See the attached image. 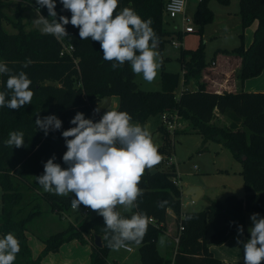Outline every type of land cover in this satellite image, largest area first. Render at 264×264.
Here are the masks:
<instances>
[{"label": "trees", "instance_id": "trees-1", "mask_svg": "<svg viewBox=\"0 0 264 264\" xmlns=\"http://www.w3.org/2000/svg\"><path fill=\"white\" fill-rule=\"evenodd\" d=\"M11 1L17 5L14 18L6 12ZM210 1L199 0L194 19L200 25L213 19ZM216 1L226 6L231 3V0ZM28 2L35 0H0V62L6 63L13 72L24 71L32 80L30 87L35 93L31 104L19 110L0 108V186L3 191L0 237L12 232L20 241L21 251L14 264H44L43 259L48 254L58 252L64 244L74 240L84 244L91 241L90 264H107L112 249L103 239L104 219L97 213H89L80 225L70 223L63 231L40 236L45 247L35 259L27 233L44 213L50 211L62 217L63 213L71 211L74 194L61 197L45 191L41 193L42 186L36 182L35 176L43 174L44 162L53 155L56 156V163L67 167L62 161L67 150L62 132L74 126L70 120L78 111L83 112L85 118L99 121L100 112H93L97 102L114 96L119 98L115 111L128 112L132 122L141 126L153 116L177 113L186 122V128L176 131V134L199 133L205 144L221 140L243 167V198L228 195L222 201L208 200V207L203 211L187 212L182 209V191L174 184L176 174L169 171L151 174L147 169L139 185L144 189V195L139 198V207L133 210L143 212L154 220V223H148L142 243L131 244L139 247L141 264H225L214 256L210 245H222L231 238H238L237 225H243L244 235L247 213L264 214V92L238 89L237 92L217 93L207 90L203 71L208 65L202 45L191 53L189 61L181 65L184 78L179 96L176 95L178 73L163 72L161 90H141L136 83V74L128 63L113 70L111 62L103 59L100 44L91 38L81 40L77 27L66 25L69 36L61 39L42 34L36 29L25 30L21 18ZM56 2L58 17L65 15L70 18L71 12L62 10L59 0ZM166 2L119 0L117 11L131 7L142 19L151 18L160 48L169 34L163 28ZM239 6L241 28L245 30L256 24L253 41L247 48L241 45L233 50L218 51L241 58L237 79L242 88L246 80L258 77L264 71V0H239ZM39 12L49 18L46 7L39 8ZM5 24L17 32L9 33ZM69 47L73 50L67 53L65 50ZM29 58L32 63L23 68L22 65ZM6 79L0 76V90H3ZM190 84L194 89L189 87ZM53 114L61 119V129L50 131L45 136L43 130L36 127L35 119L37 115L42 118ZM220 117H225L228 123L222 125ZM11 131L24 133L23 147L4 145ZM158 131L167 132L163 125ZM43 201L48 205V211L42 209ZM161 201L167 203L158 207ZM79 208L87 207L80 205ZM169 210L175 214L178 230L180 227L183 229L180 234L177 231L175 236H168V254L161 256L157 242L166 230ZM230 221L236 223L230 225ZM209 226L212 234L208 240ZM177 235L178 243L175 242ZM96 236L102 239L101 248L95 245Z\"/></svg>", "mask_w": 264, "mask_h": 264}, {"label": "clouds", "instance_id": "clouds-1", "mask_svg": "<svg viewBox=\"0 0 264 264\" xmlns=\"http://www.w3.org/2000/svg\"><path fill=\"white\" fill-rule=\"evenodd\" d=\"M39 8L46 7L49 18L38 15L33 23L42 34L61 39L69 36L66 25L79 29L81 40L98 42L103 59L111 62L113 70L131 66L136 75L152 83L161 67L158 51L159 37L152 28V19H142L131 7L117 11L119 0H59L62 10L70 11L71 17L59 15L56 0H35ZM39 8H37L39 10ZM58 17V19H57ZM32 63L26 59L23 68ZM0 76L7 77L0 90V108L19 110L31 104L35 95L32 80L24 71L13 72L6 63L0 62ZM94 114L99 108L93 110ZM74 125L62 132L66 152L62 161L67 167L56 163L53 155L44 162V172L35 176L36 182L45 192L69 197L71 207L78 210L84 205L102 216L103 239L114 250L128 249L131 244L140 245L147 233L149 218L139 211V198L144 189L139 187L146 169L158 165L162 156L159 146L153 142L151 132L138 123L125 111H106L99 121L85 118L77 112L70 120ZM35 125L43 130L45 136L50 131L61 129L62 121L56 115L40 117ZM6 147L24 146V133L11 131L4 141ZM167 201L158 203L163 207ZM118 206H123L124 215ZM250 238L239 239L243 235V225H237L236 243L243 248V264H264V217L259 213L250 216ZM236 222L230 221V225ZM165 238L159 239L163 246ZM21 251L18 238L8 232L0 237V264H14Z\"/></svg>", "mask_w": 264, "mask_h": 264}, {"label": "rangeland", "instance_id": "rangeland-1", "mask_svg": "<svg viewBox=\"0 0 264 264\" xmlns=\"http://www.w3.org/2000/svg\"><path fill=\"white\" fill-rule=\"evenodd\" d=\"M198 4L199 0H187L186 2L185 15L195 27L196 31L194 33L183 32L187 24L183 23L182 15L172 19L164 14L163 28L169 34L165 37L162 46L158 47L162 61L161 67L158 70L156 79L152 83L144 81L142 75H136V83L139 89L144 91L161 90L162 73H178L179 86L176 95L179 96L183 89L184 78L181 65L183 62L189 61L191 53L195 52L201 45L204 47L205 60L208 66H211L212 60L218 59L219 49L233 50L241 45L245 48L250 46L253 41L254 27L251 26L245 30L241 28L239 0H231V3L227 6L219 4L216 0H211L209 7L213 12V19L204 25L198 24L194 19ZM16 6L15 1L9 2L7 6L6 12L9 16H12L11 18H14ZM37 8L35 2H28L26 9L22 12L21 20L25 24V30L27 31L39 30L33 23L38 18V15H41ZM4 27L9 33L17 32L9 24H5ZM183 52H185L184 57ZM189 87L194 88L191 84ZM118 106L119 98L117 96L101 99L97 103L100 117L106 111H115ZM220 121L222 125L228 122L225 117H220ZM161 125H163V118L161 115H157L151 117L143 126L151 132L153 142L159 146L158 151L162 156L161 162L153 168L162 172L169 171L175 173L174 180H179L180 182V185L176 186L182 190L186 189L187 186H197L202 191L204 190L205 193L197 202L192 201L190 197H182L184 209L203 211L208 206V199L222 201L228 194H233L237 197L245 195L241 174L243 169L242 164L232 156L229 149L225 147L221 140L209 141L205 144L204 138L199 133L183 132L176 134L173 131L165 133L158 131ZM185 128L186 122H183L179 118L175 131L179 132ZM218 138L220 139V136ZM40 192H44L42 187ZM2 193L3 191L0 186V213H2ZM41 205L42 209L49 210L45 201ZM118 207L121 212H125L123 206ZM71 211L63 213L62 217L59 215L53 216L49 211V213H44V217L41 219H36L33 225L30 226L29 233L31 232L30 235L32 236H30L29 245L34 259L39 257L45 247L44 243L39 239L40 236H50L58 231L65 230L71 222L80 225L89 213L96 214L95 211L88 207L86 209L78 208L76 211L71 208ZM251 214L247 213L246 217L247 228L244 235L248 234L247 239L250 238L248 229L252 226L250 220ZM45 216L51 217L52 221L45 219ZM260 216L264 217V214H260ZM211 232L212 228L209 226L208 237ZM168 235L167 232H164L159 237V239L161 237L165 238L166 243L163 246L159 244L158 239L157 249L161 256H167L168 254ZM231 239H234L233 241L237 240V238ZM78 242V245L65 246L62 250L59 249L58 252L52 253L51 258H53L54 263L60 264L65 259H71L69 264H90L92 248L89 247V249L86 247L87 244L81 241ZM132 249V252H127L123 249L119 251L111 250L107 264H140L139 248L132 246Z\"/></svg>", "mask_w": 264, "mask_h": 264}, {"label": "crops", "instance_id": "crops-1", "mask_svg": "<svg viewBox=\"0 0 264 264\" xmlns=\"http://www.w3.org/2000/svg\"><path fill=\"white\" fill-rule=\"evenodd\" d=\"M253 27H254V31H255L256 24H254ZM225 50H227V49H225ZM240 67H241V58L235 57L232 55H227L224 53H219L218 59L216 58L214 60V62L211 63V66H207L203 71V81L207 84V90L214 91L217 93H222L225 91L237 92L238 89H242L246 92H264V71L260 76L246 80L245 83L243 84L242 88L239 87V80L237 79V72L239 71ZM191 89H194V88H191ZM181 191H183V190L181 189ZM204 194L205 193L203 190L202 196L200 197V199L204 196ZM228 195H233V194H228ZM184 196L185 195L182 194V197H184ZM182 197H181L182 209L184 212L197 210V209H192V210L191 209L190 210L184 209ZM243 197H238V198H243ZM208 200H214V199H208ZM74 211H76V210H74ZM52 214H53V216H57L56 213H52ZM42 217H44V216H42ZM42 217H40L38 219H41ZM246 217H247V214H246ZM45 219H49V221H52V218L49 216H45ZM71 223H73V222H71ZM73 224L77 225L75 223H73ZM61 231H63V230H61ZM177 231H178V228H177V224H176L175 214L172 210H169L168 211L167 226H166L165 232H167L169 234L168 236H175L177 234ZM58 232H60V231H58ZM30 233L29 232L27 233L29 240L31 238L30 236H32V235H30ZM211 234H212V232H211ZM211 234L209 235V237L211 236ZM247 235H242L241 237H239V239L246 241ZM37 236H39V234H37ZM209 237H208V240H209ZM233 240L234 239L228 240L227 242H225L223 245H220V246L210 245V250L214 254L215 257L220 258L225 263L243 264V248H242V245H238L236 243L237 240H235V241H233ZM78 244H79L78 240H74V241H71L70 243L64 244L60 248V250H62L65 246L78 245ZM131 246H135V245H131ZM86 247L87 248L91 247V243L89 242V240H88V244L86 245ZM124 251H126V250H124ZM52 255H53L52 253L48 254L43 259V263L44 264H57V263H54L53 258H51ZM70 262H71V259H65L64 262L60 263V264H69ZM136 264H139V263H136ZM140 264H141V261H140Z\"/></svg>", "mask_w": 264, "mask_h": 264}, {"label": "built area", "instance_id": "built-area-1", "mask_svg": "<svg viewBox=\"0 0 264 264\" xmlns=\"http://www.w3.org/2000/svg\"><path fill=\"white\" fill-rule=\"evenodd\" d=\"M186 2H187V0H167V2L165 4L164 14H166L169 18H172V19L182 15L183 16V23L185 25L187 24L185 26V28L183 29V32L194 33L196 31V29L193 26L191 20L185 15ZM72 50H73V48L69 47V48H66L65 51L67 53H70ZM62 54H63V52H62ZM162 118H163V126H164L165 130L167 132L173 131L175 133L177 123L179 120V116L177 115V113H165L162 115ZM195 169H197V168L195 167ZM174 184L179 186L180 185L179 180H174ZM149 222L154 223V220L152 218H150ZM182 229H183V227L179 228V230H178L179 234L182 231ZM178 241H179V235H177L175 237V242L178 243ZM123 250H126L128 252L133 251L131 245L128 249H123ZM171 264H173V262Z\"/></svg>", "mask_w": 264, "mask_h": 264}, {"label": "water", "instance_id": "water-1", "mask_svg": "<svg viewBox=\"0 0 264 264\" xmlns=\"http://www.w3.org/2000/svg\"><path fill=\"white\" fill-rule=\"evenodd\" d=\"M158 47H159V45H158ZM149 172L151 174H156L158 172V170L156 168H152L151 170H149ZM182 194L187 196V197H190L192 199V201L197 202L200 199V197L202 196V190L197 186H187L186 189H184L182 191ZM95 245L99 248H101L103 246L102 245V239L100 236L95 237Z\"/></svg>", "mask_w": 264, "mask_h": 264}]
</instances>
